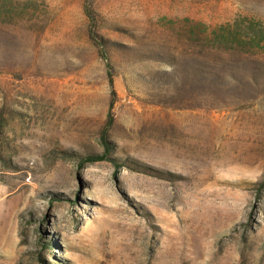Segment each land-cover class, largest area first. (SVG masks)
<instances>
[{"label": "rangeland", "instance_id": "obj_1", "mask_svg": "<svg viewBox=\"0 0 264 264\" xmlns=\"http://www.w3.org/2000/svg\"><path fill=\"white\" fill-rule=\"evenodd\" d=\"M31 1L0 22V264H264V0Z\"/></svg>", "mask_w": 264, "mask_h": 264}, {"label": "trees", "instance_id": "obj_2", "mask_svg": "<svg viewBox=\"0 0 264 264\" xmlns=\"http://www.w3.org/2000/svg\"><path fill=\"white\" fill-rule=\"evenodd\" d=\"M5 4H8L6 2V0L4 2L0 1V22L10 23V22L14 21V19L20 18L21 16H19V15L21 13H23V11H25V9H24L25 6L32 4V1L27 0L26 2H24V8L22 7L21 10H19L18 7L17 8L9 7ZM108 84H109V87L111 89V92L114 94V92H113V81H112L111 74H108ZM103 159L104 158H93V159L89 160V162L99 161V160H103Z\"/></svg>", "mask_w": 264, "mask_h": 264}]
</instances>
